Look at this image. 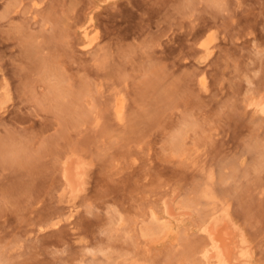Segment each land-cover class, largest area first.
Returning a JSON list of instances; mask_svg holds the SVG:
<instances>
[{"label":"rangeland","instance_id":"1","mask_svg":"<svg viewBox=\"0 0 264 264\" xmlns=\"http://www.w3.org/2000/svg\"><path fill=\"white\" fill-rule=\"evenodd\" d=\"M36 3L41 7H34ZM216 3L226 7L220 10L213 6ZM158 4L159 0H102L99 4L98 0H0V89L11 96L0 111V124L27 126L32 136L56 137L54 151L32 165L0 168V177L29 192L22 216L9 214L0 220V244L16 246L17 258L27 264H218L201 253L211 246L205 225L223 218L245 253L239 255L240 251L234 264H264L260 196L264 178L256 172L264 161L259 151L245 154L244 143L246 137L255 143L262 133L259 115L245 107L249 87L244 77L253 80L258 99L261 77L253 74L264 72L255 54L264 46V0H203L192 20L178 23L167 13L158 15ZM48 20L68 24V46L57 43L48 34L50 28L44 29ZM149 24L159 32L157 39L163 40L157 55L170 69L175 67L195 102L181 101L176 110L162 112L154 124L142 125L133 139L113 145L109 133L120 132L121 126L111 108L112 90L122 88L134 106L137 90L122 78L132 64L117 57L110 70L101 73L89 52L97 49L101 36L109 41V48L125 45L136 34L143 39L150 35L144 30ZM84 26L88 38L82 36ZM209 31H215L217 38L208 60L200 63L204 52L198 43ZM41 37L45 43L31 55L32 63L41 66L43 51L55 50L76 96L87 91V81L101 84L104 94L97 97V106L104 120L102 130L92 129L91 118L87 128L76 119L63 126L45 119L47 111L37 100L42 85H29L18 71L22 41ZM140 56L133 52L131 59L139 63ZM200 75L209 80L211 95L201 90ZM201 93L205 99H200ZM230 100L232 104L225 107ZM130 110L127 105L126 111ZM185 111L193 113L199 127L186 133L181 153H187L185 158L173 159L164 155L161 146L179 129ZM139 144L144 145L143 151ZM73 151L95 159L96 166L86 192L69 201L59 193L65 189L62 162ZM133 159L138 162L132 163ZM205 170L213 172V182L209 183ZM176 185L185 199L173 203ZM165 199L177 213L169 217L174 231L146 243L139 235L145 216H150V209L162 214ZM90 201L95 203L91 215L86 207ZM109 207L115 210L113 216L125 217L126 228L113 227Z\"/></svg>","mask_w":264,"mask_h":264},{"label":"clouds","instance_id":"2","mask_svg":"<svg viewBox=\"0 0 264 264\" xmlns=\"http://www.w3.org/2000/svg\"><path fill=\"white\" fill-rule=\"evenodd\" d=\"M203 0H159L156 8L157 14L167 13L178 23L184 20H192L197 9L200 8ZM51 25L49 35L57 38V43L65 46L70 44V37L67 35L68 24L60 20H48ZM150 33L149 36L141 39L139 34L133 35L130 40H125V45L117 48H109V41L102 36L96 41L97 49H92L89 55L93 59L100 58L105 52L112 56V64L117 57L122 61L131 63V71L126 72L129 88L134 86L137 90L135 104L128 101L127 124L121 128L122 139L127 141L139 135V129L144 124H154L162 112L176 110L181 101L194 103L193 97L184 89L183 83L178 79L175 67L171 69L163 61V57L157 55V49H163L162 39H157L158 31L149 27L144 29ZM162 31V29H161ZM45 43V41H44ZM22 51L20 58L23 64L28 66V70L22 73V78H27L31 85L37 82L42 85L41 92L37 100L41 107L47 111L46 120L59 123L63 126L66 122L75 119L76 114H84L87 111V91H81L76 96L73 89L68 91V100L59 105L57 110L56 96L50 88L48 81L39 75L40 66L31 62V55L37 50L32 47V42L25 39L21 43ZM72 51L75 52V45L72 44ZM142 54L139 63L133 62L132 53ZM44 59V57H43ZM49 70L59 78L67 80L63 74L60 64L62 61L58 52L53 50L48 57ZM124 65H122L123 70ZM130 94V93H129ZM208 95H211L210 90ZM200 99H205L203 93ZM75 106V111H73ZM195 117L192 112H182ZM196 118V117H195ZM56 137L54 135L41 138L30 135V129L6 126L0 124V168L28 166L39 159L51 154L55 149ZM29 202V192L21 187L11 185L6 177H0V220H5L9 214L22 216L27 210ZM0 264H27L26 261L17 258V247L11 244H0Z\"/></svg>","mask_w":264,"mask_h":264},{"label":"snow or ice","instance_id":"3","mask_svg":"<svg viewBox=\"0 0 264 264\" xmlns=\"http://www.w3.org/2000/svg\"><path fill=\"white\" fill-rule=\"evenodd\" d=\"M214 7L223 10L226 5L223 3H216L213 5ZM34 7L40 8L41 5L39 3L34 4ZM51 27L48 22H45L44 29L47 30ZM217 38V33L215 31H209L207 35L199 41L198 47L203 50L204 54L200 57V63H204L208 60V57L212 54V46ZM44 45L43 37L39 39H33L32 47L36 50L42 49ZM85 47H89L85 45ZM52 51H43V63L39 69V75L43 76L47 81L56 96L57 102V110H59V105L61 103H66L69 96L68 91L72 89V84L63 78H59L55 73L49 70L48 66V57ZM255 54L260 57L262 66H264V46L256 49ZM94 66L97 71L101 73H107L110 70L112 65V56L105 52L104 55L100 58L94 59ZM28 70V66L21 63L18 65V71L22 74ZM253 75H258L261 77L260 88L261 91L259 93V98L257 99L254 95L256 85L253 83V80L249 77H244L247 80L249 92L245 96V107L249 110L254 109L255 112L260 117V127L262 129V133L258 141L255 143L252 142L250 137L245 138V149L246 152L255 153L256 151L260 152L261 160L264 161V72L262 73H254ZM123 79H127L126 74L122 77ZM199 82L201 90L207 92L209 90V80L204 76H199ZM87 111L84 114L77 113L76 114V122L81 125L82 128H87L86 121L88 118H91V127L93 130L100 131L104 128V120L101 114L99 107L97 106V97H102L104 94V90L101 87L100 83H94L93 81H87ZM112 96L115 99L111 103V108L115 113V119L119 122L121 128L125 127L127 124V105L128 100L126 95L123 93L122 88H113ZM11 101V96L8 94L7 90L0 89V111H4L6 109L7 104ZM229 104H232V101H228L225 105L227 107ZM199 127L196 118L191 116L190 114H184L183 119L181 120V124L179 129L172 132L165 143L161 146L162 151L165 156H171L173 159H184L187 155L186 152H183L185 147L184 141L186 139V133L196 130ZM111 144L118 145L122 141V132H111L109 133ZM137 148L140 151H143L144 145L139 144ZM74 164V170L72 177L69 176V164ZM138 161L133 159L132 163H137ZM63 168H64V179L67 182L65 185V189L59 193L61 197L66 195H70L71 198H75L86 192L88 189V179L91 174V170L96 166L95 159H88L82 153L73 151L70 152L66 159H64ZM120 167V163L115 162V168L118 170ZM256 172L264 178V163H262L259 167L256 168ZM204 175L207 176L209 183L215 180V176L213 172L205 170ZM261 200L264 202V191L260 193ZM185 199V193L181 189L180 185H176V187L172 190V202L176 203L178 200L183 201ZM89 214H93L95 212V203L89 202L86 205ZM179 207V204H177ZM231 205H227L226 210H230ZM114 209L109 207L108 214L112 217L115 228H126L127 222L123 215L116 213ZM150 216H145V223L141 226L139 235L143 238L144 242L152 241L154 242L155 236L163 235L164 233H171L174 231V226L169 224V217H174L177 215L174 212L170 202L168 199H165L163 203V211L162 214L158 213L155 209H150ZM186 214V213H185ZM118 217V220L116 219ZM178 221V223H181ZM55 226V224L53 225ZM45 229L42 227L40 229L43 232ZM203 231V229H201ZM126 237L131 238L132 233L125 232ZM262 245H264V238H262ZM204 258H208L209 250L205 249L202 253ZM241 255H245L244 252ZM250 255V254H249ZM223 264V262H222ZM245 264H248V261H245Z\"/></svg>","mask_w":264,"mask_h":264},{"label":"bare ground","instance_id":"4","mask_svg":"<svg viewBox=\"0 0 264 264\" xmlns=\"http://www.w3.org/2000/svg\"><path fill=\"white\" fill-rule=\"evenodd\" d=\"M99 2H102V0H98V4ZM82 36L84 38L89 37L87 26L83 27ZM73 170H74V164L70 162L69 164V176L70 177H72L73 175ZM62 177L64 179L63 165H62ZM64 182L66 185L67 182L65 181V179H64ZM67 198L70 199L69 201L71 200L74 201L75 199V198H71L70 195H67ZM221 218H223V216ZM209 222H210L209 224L205 225L206 227L205 232L207 233L210 239V245H211L209 248L208 257L210 259H215L218 262V264H222V262L223 264H234L235 261L237 260L238 253L242 250L241 246H239L238 241L236 239L237 235L234 236V232H233L234 230L233 231L231 230L228 222L225 221L224 218L222 221H219V219L218 221L215 219L214 220L212 219V220H209ZM239 247L241 248V250L239 249ZM240 254L241 253H239V255Z\"/></svg>","mask_w":264,"mask_h":264}]
</instances>
